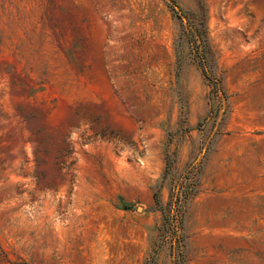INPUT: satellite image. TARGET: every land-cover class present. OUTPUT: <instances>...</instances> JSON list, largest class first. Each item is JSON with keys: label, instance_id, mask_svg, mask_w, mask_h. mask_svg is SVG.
I'll list each match as a JSON object with an SVG mask.
<instances>
[{"label": "rangeland", "instance_id": "obj_1", "mask_svg": "<svg viewBox=\"0 0 264 264\" xmlns=\"http://www.w3.org/2000/svg\"><path fill=\"white\" fill-rule=\"evenodd\" d=\"M171 2L0 0V264H149L179 122L191 136L171 176L201 169L184 260L165 243L154 264H264V0H204L227 93L216 120Z\"/></svg>", "mask_w": 264, "mask_h": 264}, {"label": "trees", "instance_id": "obj_2", "mask_svg": "<svg viewBox=\"0 0 264 264\" xmlns=\"http://www.w3.org/2000/svg\"><path fill=\"white\" fill-rule=\"evenodd\" d=\"M198 5L197 12H186L182 9L176 0H172L170 7L175 15L183 20L187 19V24L183 25V30L186 35H189L194 40L193 53L200 66L202 73L207 80V84L210 85L209 99L210 110L204 116L205 118L213 117L216 120L220 115V110L223 106V112H226V98L227 93L223 84L222 76L216 71L212 62L214 59V53L209 47L206 39V5L204 0H196ZM225 103V105H224ZM224 119V114L220 116ZM186 121V120H184ZM220 121H217L218 126L212 133L208 135L206 139L200 144L201 150L207 151L215 136L221 133ZM179 122L178 127L173 131H168V141L171 142L176 139V145L174 149H167L164 155L165 165L162 173V178L159 186L163 185L167 181L169 183L168 198L165 202L162 201L159 195V189L154 192V203L157 209L162 214L161 224L159 226L158 238L154 243H158L157 248L165 243H169L170 247L174 251L176 258L182 262L184 260L183 246L185 241V234L183 232V220L185 215V205L189 197H191L197 191L198 176L200 173L201 165L198 161L188 162L182 172L177 177L171 176L174 162L177 158L178 145L185 141L189 133L190 126L188 124H182ZM200 123V122H199ZM72 150L70 148L65 149L62 153L58 154V157H66L67 153ZM65 163V158L61 160ZM73 161L70 162V164ZM72 179V177H70ZM130 203L123 202L120 207H130ZM157 248L150 254L148 259L149 264H154L156 259ZM0 261H9L7 255L2 251L1 247Z\"/></svg>", "mask_w": 264, "mask_h": 264}]
</instances>
